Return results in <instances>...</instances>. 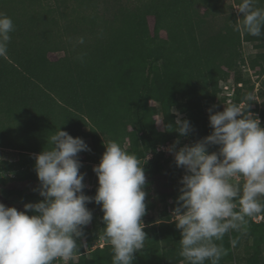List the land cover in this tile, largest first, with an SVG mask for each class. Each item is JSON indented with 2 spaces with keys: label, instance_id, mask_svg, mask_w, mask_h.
<instances>
[{
  "label": "trees",
  "instance_id": "16d2710c",
  "mask_svg": "<svg viewBox=\"0 0 264 264\" xmlns=\"http://www.w3.org/2000/svg\"><path fill=\"white\" fill-rule=\"evenodd\" d=\"M101 2L0 0V12L15 26L8 58H0V147L19 152V158L0 164V191L24 204L43 199L36 191L33 154L47 147V137L59 127L82 138L91 150L79 156L95 163H100L107 142L116 140L125 147L128 139L126 150L144 165L147 193L143 222L148 239L133 264H185L175 222L147 217L159 203L165 205L163 217L173 213L182 187L183 169L161 147L177 140L191 145L211 134L207 109L223 111L228 104L223 83L232 71L236 83H243L232 103L247 104L245 97L251 94L249 110L262 105L264 117V91H256L251 77L241 73L248 63L256 74H264V36L235 30L243 14L228 0H105L103 9ZM257 7H264V0ZM244 42L260 47L248 60ZM53 51L64 54L51 59ZM176 112L192 125L187 136L167 130L169 125L175 128ZM156 115L162 123L157 124ZM161 179L168 189L157 188ZM10 181L26 185L9 187ZM97 188L98 181L86 185L84 193L94 197ZM86 206L93 219L67 264H112L106 240L94 247L105 227L101 206L95 201ZM232 239H238L235 247ZM222 243L227 254L219 264H264V222L250 219L246 231L230 232Z\"/></svg>",
  "mask_w": 264,
  "mask_h": 264
},
{
  "label": "clouds",
  "instance_id": "9594fccd",
  "mask_svg": "<svg viewBox=\"0 0 264 264\" xmlns=\"http://www.w3.org/2000/svg\"><path fill=\"white\" fill-rule=\"evenodd\" d=\"M257 3L240 0L237 10L243 18L235 30L264 36V7ZM14 31L12 18L0 12V58H8ZM83 42L81 37L78 43ZM245 100L247 104H224L223 111L209 108L210 135L178 150L177 140L166 149L185 170L171 216L180 230L179 255L185 264H219L227 254L225 235L246 231L248 221L264 212V127L249 111L253 95ZM176 116L175 128L167 130L187 136L190 121L179 112ZM210 146H219L218 151H209ZM105 147L93 167L98 188L92 197L84 193L86 173L80 171L79 159L81 152L91 150L88 144L60 127L47 137V147L33 154L36 191L43 199L24 204L22 211L0 202V264H54L72 258L93 219L86 206L93 201L104 213L103 238L111 246L112 264H133L148 239L145 169L120 142L110 140ZM230 243L235 247L238 239Z\"/></svg>",
  "mask_w": 264,
  "mask_h": 264
},
{
  "label": "rangeland",
  "instance_id": "374dc122",
  "mask_svg": "<svg viewBox=\"0 0 264 264\" xmlns=\"http://www.w3.org/2000/svg\"><path fill=\"white\" fill-rule=\"evenodd\" d=\"M228 1L231 4H233L234 9L237 11L238 5L235 4L233 0H228ZM104 2H105V0H103V2H101L102 3V5H101L102 9H103V6H104ZM153 21H154L153 17H150V24H151L152 27H153ZM259 50H260V47H259L258 43L244 42V44H243V53L246 56L247 60H248V57H249L250 54L256 53ZM63 54H64L63 51H53V52H50L49 56H50L51 59H57ZM241 70H242L241 73L243 74V76H250L251 77L252 82L255 83V85H256V91H257V89H259V91L260 90L264 91V74L263 75L256 74L254 69H252L248 63L246 65L242 66ZM233 73L234 72L232 71V73H230V74H231V76L234 77ZM255 97H259V99L261 101V96H259V94H256ZM155 118L158 121V123L161 122V117L159 115H156ZM184 145H189V144L187 142L180 141V143L177 145V150L180 147H183ZM124 146H125V149L129 147V140L128 139L126 140ZM162 147H164V146H162ZM168 147L169 146H165L164 150L167 151L166 149ZM17 158H19L18 150H15V149H12V148H9V147H0V164L1 165H4L5 161H12V160L17 159ZM79 159L82 162V167H81L80 171L82 173H86V176H85L86 185L88 187H92L98 181V177L95 174V172L93 171V167L95 165H98L99 163H95L93 161L86 160L84 154H81L79 156ZM183 172L185 174V170L184 169H183ZM163 182H164V180L161 179L156 184L158 189H160V190L168 189L166 186L163 185ZM25 185H26V183L22 182V181H10L9 184H8L9 187H14V186L24 187ZM0 187H1V185H0ZM0 202L4 203L8 207H16L18 210H21L22 208H24V203L23 202L15 200L14 198L7 199L5 196H3L1 191H0ZM167 206H168V204H167ZM164 207H165L164 203H159L157 208L155 210L150 211L147 217L148 218L152 217L154 220H156L157 223H159L160 221H163V220L171 221L172 220V217H171L172 213H170V215H168L167 217H163ZM105 243H106V241L103 238V236H100L95 241L94 247H97V246L102 247V246L105 245ZM241 252H242V254H244L245 253V249L244 250L242 249ZM262 262H264V254H263V261ZM67 263H68V261H63V262L55 261L54 262V264H67ZM241 264H245V262H242Z\"/></svg>",
  "mask_w": 264,
  "mask_h": 264
},
{
  "label": "built area",
  "instance_id": "2783aa9c",
  "mask_svg": "<svg viewBox=\"0 0 264 264\" xmlns=\"http://www.w3.org/2000/svg\"><path fill=\"white\" fill-rule=\"evenodd\" d=\"M242 85H243L242 82H239L237 84L236 81L234 80V78L232 76L229 77V78H227L226 81H224V83H223V89H224V95L226 97V102L227 103L233 102L234 96H235V93H236L237 86H242ZM256 100H258L260 102L259 97H256ZM217 101H220V98H218ZM241 103H245V102L243 101ZM261 108H262V105H260L258 109H256V106L255 105H252V109H250L249 111H251L256 116L259 117V119L261 120V126L264 127V117L262 115ZM164 147H161V149L164 150ZM252 219L255 222H258V223L264 222V214L261 213V214L257 215L255 218H252Z\"/></svg>",
  "mask_w": 264,
  "mask_h": 264
}]
</instances>
